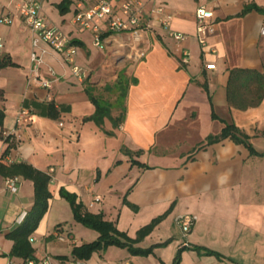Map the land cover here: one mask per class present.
I'll return each mask as SVG.
<instances>
[{"label": "crops", "instance_id": "1", "mask_svg": "<svg viewBox=\"0 0 264 264\" xmlns=\"http://www.w3.org/2000/svg\"><path fill=\"white\" fill-rule=\"evenodd\" d=\"M62 1L44 0L43 13L76 47L75 64L85 71L84 80L42 44L47 52L39 74L51 78L52 68L56 80L51 88L30 84L32 32L24 19L14 16L13 7L12 22L0 23V61L6 57L15 64L0 68V159L8 146L5 137L11 136L14 147L2 162H24L51 175L47 211L29 236L34 238L30 243L35 264L46 255L59 264H173L179 250L178 264H264V96L257 105L251 103L256 78L235 81L234 100L228 90L236 69L264 77V37L259 33L264 11L242 13L249 4L264 9V0H207L215 33L205 48L196 39L194 11L199 0H156L173 14L171 29L189 35L187 41L177 42L154 25L142 32L141 41L127 33L105 32L100 46L93 44L90 31L72 24V3L60 12ZM5 5L0 0V15L9 13ZM183 49L190 52L184 66ZM120 72L130 81L124 111L116 106L110 114L115 118L122 113V121L114 125L109 117L101 123L89 119L95 105L85 85L93 86L95 97L113 103L117 94L105 87ZM101 91L114 94V101L102 97ZM22 107L30 110V119L16 135L15 119ZM225 123L249 135L257 154L228 137L207 144ZM18 178V191L12 194L0 175V264H27L10 254L13 241L7 236L34 202L33 182ZM61 189L131 239L164 215L132 244L151 251L134 254L111 245L88 259L74 258L72 248L96 240L98 232L74 220ZM96 195L99 202H94ZM179 214L197 216L186 237L175 223ZM55 232L65 240L59 241Z\"/></svg>", "mask_w": 264, "mask_h": 264}, {"label": "built area", "instance_id": "2", "mask_svg": "<svg viewBox=\"0 0 264 264\" xmlns=\"http://www.w3.org/2000/svg\"><path fill=\"white\" fill-rule=\"evenodd\" d=\"M5 8L8 14L0 15V23L10 24L12 22L11 8L15 9L14 16L24 19L32 32V51L30 59L33 63L29 75V83L35 86L51 88L56 80L54 69L48 68L51 78L41 77L39 74L40 66L43 64V55L47 52L42 44L51 48L56 54L70 65L74 76L84 80L85 71L75 64L76 47L70 42L69 38L52 25L43 13L44 0H5ZM74 5V13L71 18L72 24L88 30L93 36V44L100 46L103 35L106 33H127L135 41H141L142 32L151 30L154 25L164 28L168 35L177 42L187 41L189 35L179 33L171 29L173 14L168 11L163 4L156 0H68ZM150 3L149 8L146 4ZM196 22V39L202 48L208 44L209 36L215 33V17L212 8L207 0H199V4L194 11ZM260 36L264 37V26L260 28ZM3 46L0 37V48ZM190 52L188 49L182 50L180 64L182 66L189 62ZM207 68H214L213 64H208ZM30 119V110L20 108L15 119L14 134L23 128ZM59 125H63L62 122ZM52 170V169H51ZM19 185L18 177H8L5 179V188L12 194L17 193ZM101 197L96 195L94 202H99ZM93 203L90 204V206ZM197 216L193 214H179L175 218L176 225L180 228L182 235L186 237L190 232ZM59 241H64L65 237L54 233ZM34 241L33 237L29 238ZM27 264H35L34 260H28ZM40 264H59L50 256H44ZM71 264H81L78 260H73Z\"/></svg>", "mask_w": 264, "mask_h": 264}, {"label": "trees", "instance_id": "3", "mask_svg": "<svg viewBox=\"0 0 264 264\" xmlns=\"http://www.w3.org/2000/svg\"><path fill=\"white\" fill-rule=\"evenodd\" d=\"M70 1L63 0L59 7L60 12L64 13L68 9V4ZM255 9L257 11H264V9L254 5L249 4L246 5L242 11V13L247 12L248 10ZM8 65H15L11 62V60L4 57L0 61V68L8 66ZM256 75V76H255ZM245 79L248 81L249 79L256 78L258 83V87L255 89V97L252 100L253 105H257L264 96V77L263 75H259L253 70H243V69H236L231 71L230 78H229V99H235V88L234 83L238 79ZM132 82H134L132 80ZM130 81L124 75L123 72H120L116 78V80L111 85H107L105 90L107 91H114L117 96L113 103L106 102L101 98L95 97L93 86L87 83L85 85V92L88 95L91 102L95 105V112L89 118L93 119L97 123H101L104 117H109L113 120V124L116 125L122 121V113L118 115V117H111V109L113 107H119L121 110L124 111V100L127 92V88ZM245 84V83H241ZM233 87V88H232ZM2 112L0 111V125L2 119ZM212 116L215 118L216 115L212 113ZM230 138L235 143H241L251 154H257L251 143L249 142V135L242 132L238 127H236L232 123H225L223 128L221 129L220 133L217 135H211L207 138V144L212 142H216L223 138ZM5 141L8 142V146L3 152L1 159H0V175L8 178V177H22L25 179H29L33 182L34 186V202L27 213L24 221L16 227L14 230L9 232L7 236L9 239L13 241V246L11 249V255L22 258L27 262L28 260H34V249L31 246L29 241V236L31 233L36 229L39 221L45 214L48 208V200L51 198V193L49 191V183L51 180V175L49 173L42 172L40 170L35 169L30 164L20 162V163H4L1 160L4 158L6 154H8L9 150L14 147V140L11 136L5 137ZM126 154H131L129 150L126 148L121 149ZM140 152H136L139 154ZM134 164H137L141 167H148L146 164L139 163L136 160L132 161ZM60 195L64 197L71 205L74 220L81 223L83 226L93 229L98 232V237L96 240L83 243L79 246H74L71 251V255L77 259H88L93 252L101 251L107 248L108 246L115 245L119 247H127L131 253L134 254H148L151 249H134L132 244L143 238L147 235L152 228L162 219V216L153 219L149 224L139 229L137 232V237L135 239L129 238L124 232L119 231L113 222L106 221L103 219L102 214H93L87 212L83 205L76 200V196L70 194L63 189L60 190ZM196 250L201 251L205 254H214L220 258V255L214 251L207 250L200 247H194ZM180 250L177 252V255L174 258L173 264H178L180 259Z\"/></svg>", "mask_w": 264, "mask_h": 264}, {"label": "rangeland", "instance_id": "4", "mask_svg": "<svg viewBox=\"0 0 264 264\" xmlns=\"http://www.w3.org/2000/svg\"><path fill=\"white\" fill-rule=\"evenodd\" d=\"M59 12V10H58ZM60 13V12H59ZM59 29V27H57ZM61 31V29H59ZM92 41H93V37H92ZM101 95L102 97H105L108 101L111 100V101H114V94H110L106 91H101Z\"/></svg>", "mask_w": 264, "mask_h": 264}]
</instances>
